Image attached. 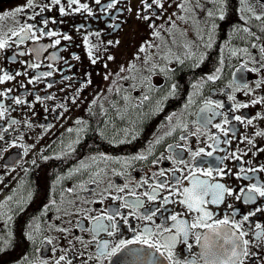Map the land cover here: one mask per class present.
I'll return each mask as SVG.
<instances>
[{
    "label": "flooded vegetation",
    "instance_id": "obj_1",
    "mask_svg": "<svg viewBox=\"0 0 264 264\" xmlns=\"http://www.w3.org/2000/svg\"><path fill=\"white\" fill-rule=\"evenodd\" d=\"M147 2L151 8L142 0H116L112 7L113 0H34L32 7L27 0H0V38H8L0 49V76L14 77L0 83V104L7 109L0 117V264H168L143 243L98 259L97 244L108 241L111 251L120 240L146 236V227L172 226L175 214L192 223L199 213L179 203V193L171 194L173 185L189 186L187 179L176 184L175 177H187L190 169H201L200 179L224 184L232 194L206 205L213 214L207 223L216 231L192 229L191 249L180 242L176 256L205 264L204 236L213 250L218 244L230 248L225 230L259 208L242 224L250 255L240 259L264 264V243L255 246L256 225L264 226V197L245 202L252 184H264V0H161L163 7ZM81 4L91 11H75ZM21 7L23 12L9 15ZM25 24L58 35L36 32L39 39L20 44L9 30ZM57 39L60 44L49 47ZM33 49H43L39 59ZM46 72L52 75L36 79ZM199 148L205 151L193 158ZM141 154L147 159H132ZM181 157L187 167L178 163ZM218 168L224 175H217ZM209 169L211 177L205 175ZM160 180L168 187L148 200L143 193ZM125 184L124 192L116 190ZM136 198L144 201L142 208L124 207ZM117 208L115 221H103L115 223L114 234H96L93 217ZM153 209L154 224L141 218ZM226 215L229 224L216 223ZM157 238L147 237L149 243Z\"/></svg>",
    "mask_w": 264,
    "mask_h": 264
},
{
    "label": "snow or ice",
    "instance_id": "obj_2",
    "mask_svg": "<svg viewBox=\"0 0 264 264\" xmlns=\"http://www.w3.org/2000/svg\"><path fill=\"white\" fill-rule=\"evenodd\" d=\"M34 0H27V7H32L33 6ZM116 0H113V4H109L108 7H112ZM145 8H151L152 5L147 2V0H142ZM218 3L221 5H224L226 3V0H217ZM53 4L59 5L61 3V0H52ZM79 3V0H69V5L71 4H77ZM96 3H100V0H96ZM153 3L158 5L159 7H163V4L161 3V0H153ZM80 9H84L86 11H91L88 8L87 4H81L80 8L75 9V11H80ZM249 12H252L253 10L251 8L247 9ZM24 8H17L14 10V12L10 13L9 15L15 16L16 13L23 12ZM61 14H65V8L60 7L59 9ZM221 12L223 13V8H221ZM209 15H212V13H209ZM3 16H0V19H3ZM221 18H223V15H221ZM260 16H256V19H260ZM30 19H34V17H30ZM147 19V17H145ZM43 23L47 24L48 21L44 20ZM247 31V29H245ZM264 30V29H262ZM11 31L12 36H19V41L18 43L22 44L25 42V40L32 39V40H37L39 37L36 36V32H40L41 35H47V36H56L58 33L56 32H47L45 33L43 29L40 28H34L32 24H25L20 26L18 31L15 30H9ZM159 35V33H156ZM63 39L69 40L71 37L68 35H64ZM88 42V38L85 37V43ZM111 43V41L109 42ZM118 43V42H117ZM60 44V40L57 39L54 41L53 45H49V47L58 45ZM6 46H8V38L2 37L0 38V49H4ZM43 49H33V51L36 52L37 58L39 59L40 52ZM143 50V49H141ZM261 52H264V48H261ZM24 54V53H21ZM235 54V53H233ZM89 55H91V51L89 52ZM78 58V57H77ZM51 59H55V56H52ZM109 59H112V57H109ZM95 63V59L92 61ZM33 68L39 67V64H32L30 65ZM51 67V65H49ZM247 65H241V69H246ZM123 70V69H122ZM256 69H253L255 71ZM240 71V69H238ZM51 72H46V73H41L39 76L36 77V79H40L41 76H51ZM14 77L11 75H8L5 73L3 76H0V83H3L5 80H11ZM107 79V77H105ZM217 76H209L208 80H215L217 79ZM31 83V81H29ZM51 85H49L50 87ZM246 86V85H245ZM10 91V90H9ZM4 95V93H0V96ZM37 100H41V97L37 96ZM15 103L20 104L23 103L20 99H15ZM211 103V101H209ZM253 103H256V101H253ZM240 107H246V105H239ZM7 111V109L4 108L2 104H0V117H3L4 112ZM171 119V117H169ZM236 120H240L241 118L239 116L235 117ZM227 122V121H225ZM17 121L13 120L11 124H16ZM248 123H251V120L248 121ZM11 126V125H9ZM183 127L186 128V125ZM217 128H220V125H216ZM172 131H175V129H172L165 135H171ZM225 134H227L225 132ZM4 137L3 135H0V140H3ZM187 137L184 135L180 136V140H186ZM156 143H160V140H157ZM169 149H171L173 146L169 145ZM205 149L199 148L198 150L192 152L193 158L200 156L201 153H203ZM179 155V154H178ZM208 156H211L212 153L208 152ZM165 158L166 157H162ZM133 160H146L147 156L146 155H138L132 157ZM125 164L128 163V161H124ZM155 163V161H154ZM178 163L184 164L185 167H187V162L183 160V158H179ZM261 171H264V167L260 169ZM175 171V170H173ZM196 171H202L201 169L197 170H189V175L187 177H175L176 184H179L182 179H187L189 181V186L183 187L182 190L177 188L175 185L172 186L171 188V194L176 195L179 193V195L182 197V199L179 201V203L185 205L187 210L189 212H197L199 215H197L192 223H188L186 220L178 219L179 214L172 215L170 219L174 221L172 226L170 227H164L163 225H156L155 230L150 229V228H145L144 235H137L134 240H120L119 242L115 243V246L111 248V251H109L110 244L108 241H102L97 244V258L99 259L100 257L103 256H111L115 255L117 252L122 251L124 248H126L129 244L132 243H143L147 244V246L150 249H154L155 251L151 253L150 255L152 257H156L157 254L159 257H165L168 261V264H197L195 258H190L188 260L181 261L179 257L176 256L175 254V248L176 245L180 242H184L187 244V238L191 234V230L195 228H201V227H206V228H211L213 231H216L215 228H213L212 225L207 223V220L211 219L212 213L209 212L206 208V205L211 203V204H219L222 203L225 195H231L232 190L226 187L224 184L221 183H212L209 182L208 180H203L200 179L196 175ZM243 171V169H241ZM98 176L99 173H96ZM159 175L161 177L165 176V172L161 170L159 172ZM205 175L211 177L212 176V171L209 169ZM217 175H224V172L222 169H217ZM93 183H96L95 180L92 181ZM148 181L145 179L141 182V184H147ZM109 188L111 185L108 186ZM151 187V192H144L143 195L148 198V200H155L157 196L159 195V190L164 189L168 187V183L165 180H160L157 182L155 185L150 186ZM125 188H128V184H125L123 187H118L116 190L118 192H124ZM69 191H72V189H69ZM108 189H105V192H107ZM243 191V189L241 190ZM135 195V193H132ZM259 197H264V184L257 185V184H252L250 188L248 189L246 193V200L245 202L249 201H255L257 199V195ZM102 199L100 202H102L104 198V194H100ZM111 195V193H109ZM206 197H210V199H206ZM114 199H124L123 197L117 196L113 197ZM11 199V198H9ZM236 199H240L239 196L236 197ZM170 201L167 198L163 199V203L167 204ZM144 206V201L141 200L140 198H136L132 201H125L124 207L126 208H132L133 210L142 208ZM0 207H3V205H0ZM231 207V206H229ZM262 209H255L253 212L244 215L240 221H233L232 227L230 229L225 230V241L230 244V248H224L223 244H218L215 246V250H213V245L208 244V237L205 235L204 240L205 243L202 246L203 251L201 253V257L205 260V264H243V260L240 259V257H247L250 255L249 250L247 248V245H249L250 241L241 239L242 237L246 236L247 233L243 230H241L242 224L249 219V216H253L256 214L257 211H261ZM156 209L153 210H148L146 211L141 218L145 220L152 221V217L156 213ZM121 213L119 211V208L113 210L110 215L106 216H96L93 217L95 220V226L93 231L98 234L102 231L107 232L109 235H113V231L111 229H114L116 227L115 223H109L105 224L103 221L107 219L108 221L112 222L115 221L116 217L120 216ZM229 217L226 215L223 220L217 221V224H223L227 225L229 224ZM153 224L155 223L152 221ZM257 229H260V231L255 233V237L257 240V244L255 245L256 247H259L260 244L264 243V226L257 224L256 225ZM173 229H175V232H173ZM38 230V226H37ZM61 231H64V229H59ZM87 230V229H85ZM238 231V235H237ZM167 233V235H165ZM147 237H158L157 239L152 240L151 243H149ZM31 239V237H29ZM196 240L197 243H200L201 240V234L197 233L196 234ZM49 243L51 241L49 240ZM192 245L187 244L188 250H190ZM239 250V251H237ZM251 255L255 256L256 253H251ZM60 260H64V257L61 256ZM56 264H60L59 261L56 262ZM68 264H71L69 261ZM157 264H162V262L158 261Z\"/></svg>",
    "mask_w": 264,
    "mask_h": 264
}]
</instances>
